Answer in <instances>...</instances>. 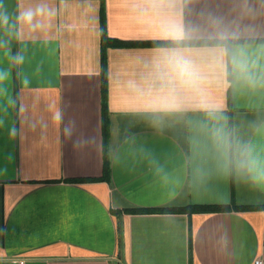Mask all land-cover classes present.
Segmentation results:
<instances>
[{
  "label": "crops",
  "instance_id": "obj_1",
  "mask_svg": "<svg viewBox=\"0 0 264 264\" xmlns=\"http://www.w3.org/2000/svg\"><path fill=\"white\" fill-rule=\"evenodd\" d=\"M40 2L4 0L13 18ZM47 2L50 28H0L16 102L0 97V264L264 258V0ZM103 18L125 43L105 51L106 84Z\"/></svg>",
  "mask_w": 264,
  "mask_h": 264
},
{
  "label": "clouds",
  "instance_id": "obj_2",
  "mask_svg": "<svg viewBox=\"0 0 264 264\" xmlns=\"http://www.w3.org/2000/svg\"><path fill=\"white\" fill-rule=\"evenodd\" d=\"M57 15V9L55 6L50 5L47 0H41L40 3L34 6H29L17 12L13 18L12 14L7 9L4 0H0V28L11 32L12 29H17V36L22 32L27 31L28 33H36L39 31H44L51 27L52 21ZM7 41H0V46H6ZM11 62L16 65H21L24 63L25 57L22 53H17L15 55L11 54L10 48L5 52ZM173 70L176 76L179 78L181 83L195 85L196 73L188 61L177 55L173 61ZM10 70L0 68V97H3L8 106L15 107V98L8 93V89L5 86V82L10 79ZM22 83L27 86L30 81L25 77ZM7 110L6 108L4 109ZM53 119L57 122L62 121L63 113L57 111ZM4 121L0 120V127H3ZM65 134L70 137L72 132L71 126H65ZM16 133L14 126L8 129L9 136H13ZM11 159V156L9 157ZM255 160L250 159L249 164H254Z\"/></svg>",
  "mask_w": 264,
  "mask_h": 264
},
{
  "label": "trees",
  "instance_id": "obj_3",
  "mask_svg": "<svg viewBox=\"0 0 264 264\" xmlns=\"http://www.w3.org/2000/svg\"><path fill=\"white\" fill-rule=\"evenodd\" d=\"M211 43H216V42H191L189 43L190 45H201V44H211ZM161 44V43H160ZM125 43L118 42L115 40H112L108 37L106 30L104 28V18H103V29H102V49H103V79L106 84V56H105V51L109 47H119V46H124ZM105 87V95H106V86ZM230 210L228 207H220V206H197V205H191L188 208L184 209L183 211L189 212V213H215V212H224Z\"/></svg>",
  "mask_w": 264,
  "mask_h": 264
},
{
  "label": "built area",
  "instance_id": "obj_4",
  "mask_svg": "<svg viewBox=\"0 0 264 264\" xmlns=\"http://www.w3.org/2000/svg\"><path fill=\"white\" fill-rule=\"evenodd\" d=\"M254 264H264V258L257 259Z\"/></svg>",
  "mask_w": 264,
  "mask_h": 264
}]
</instances>
